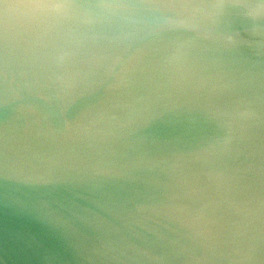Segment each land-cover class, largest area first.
<instances>
[{
	"label": "water",
	"instance_id": "obj_1",
	"mask_svg": "<svg viewBox=\"0 0 264 264\" xmlns=\"http://www.w3.org/2000/svg\"><path fill=\"white\" fill-rule=\"evenodd\" d=\"M0 264H264V0H0Z\"/></svg>",
	"mask_w": 264,
	"mask_h": 264
},
{
	"label": "clouds",
	"instance_id": "obj_2",
	"mask_svg": "<svg viewBox=\"0 0 264 264\" xmlns=\"http://www.w3.org/2000/svg\"><path fill=\"white\" fill-rule=\"evenodd\" d=\"M45 2H46V0H31V3H32L35 7H37V8H39V7H43V6L45 5ZM53 7H54L57 11H62L64 6H63L62 3L57 2V3H55V4L53 5Z\"/></svg>",
	"mask_w": 264,
	"mask_h": 264
}]
</instances>
